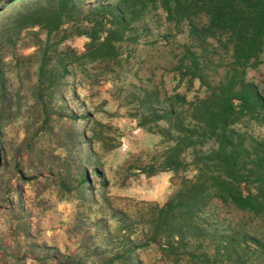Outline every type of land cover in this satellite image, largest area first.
I'll return each mask as SVG.
<instances>
[{
  "label": "rangeland",
  "instance_id": "374dc122",
  "mask_svg": "<svg viewBox=\"0 0 264 264\" xmlns=\"http://www.w3.org/2000/svg\"><path fill=\"white\" fill-rule=\"evenodd\" d=\"M76 1L82 9L97 2ZM41 2L0 0V98L11 102L15 111L0 128V263H103L121 244L127 246L135 239L149 203L163 202L182 177L193 173L190 167L152 174L140 170L170 140L160 131L162 120H158L159 126L136 123L140 111L136 95L146 87L157 89L160 97L163 91L177 90L191 98L202 94L203 87L196 78L189 86L185 77L178 79L173 67L187 41L185 26L176 29L157 9L152 18L134 24L137 33L139 28L144 30L135 42H118L120 56L127 53L119 66L93 61L66 64L58 88L41 96L49 111L46 128L40 124L41 105L33 97L43 48L49 58L47 68L54 66L53 71L58 72L54 53L66 48L79 52L86 38L66 35V22L49 33L37 24L18 22L24 21L20 13L25 8ZM204 56L218 59L209 50ZM259 57L256 66L246 68L245 76L263 85L264 49ZM221 69L212 60L204 71L208 77H216ZM245 123L251 134L264 135V123L248 120L239 126ZM71 127L79 130L74 144L66 134ZM79 167L91 178L84 196L75 188ZM93 167L99 169V175ZM202 217L210 233L224 231L228 220L231 224L243 221L253 232L257 222L215 198L209 200ZM213 244L214 240L203 239L200 248L211 253ZM136 252L138 264H187L159 256L152 245Z\"/></svg>",
  "mask_w": 264,
  "mask_h": 264
},
{
  "label": "trees",
  "instance_id": "16d2710c",
  "mask_svg": "<svg viewBox=\"0 0 264 264\" xmlns=\"http://www.w3.org/2000/svg\"><path fill=\"white\" fill-rule=\"evenodd\" d=\"M157 9L176 29L185 26L187 41L182 43L173 67L178 79L185 77L189 86L196 78L203 89L191 98L177 90L163 91L160 97L157 89L146 87L136 95L140 107L136 123L158 125L162 120L158 126L170 140L140 170L152 174L190 167L193 173L182 177L178 188L163 202L149 203L135 239L127 246L121 244L98 264H138L136 250L150 245L172 262L264 264V135L248 132L247 123L239 126L248 120L264 123V81L260 85L245 76L246 68L256 66L264 49V0H97L84 9L76 0H43L25 8L20 13L24 21L18 22L37 24L47 33L66 22V35L86 38L79 52L66 48L54 53L53 65L59 66L58 72L53 71L54 66L47 68L49 58L43 48L33 89V97L43 110L40 124L48 128L49 111L42 93L58 88L66 64L93 61L119 66L127 53L120 56L118 42H135L144 30L139 28L137 33L134 24L152 18ZM141 26L144 28L143 23ZM207 50L218 54V59L204 56ZM212 60L222 67L216 77H208L204 71ZM14 114L11 102L1 97L0 128ZM66 134L69 143L78 141V129L71 127ZM93 171L100 174L96 167ZM76 178L75 188L84 196L91 178L82 167L77 169ZM212 198L255 218L253 232L240 220L233 224L228 220L220 233L207 231L202 212ZM21 228L26 231L25 224ZM203 239L214 240L211 253L200 248Z\"/></svg>",
  "mask_w": 264,
  "mask_h": 264
}]
</instances>
